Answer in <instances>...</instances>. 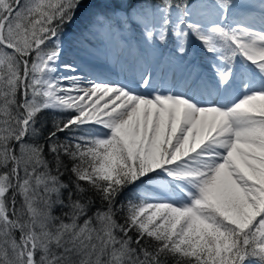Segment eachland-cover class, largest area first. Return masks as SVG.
<instances>
[{"label":"snow or ice","instance_id":"1","mask_svg":"<svg viewBox=\"0 0 264 264\" xmlns=\"http://www.w3.org/2000/svg\"><path fill=\"white\" fill-rule=\"evenodd\" d=\"M81 4L0 0V264H264V0H102L131 84L60 63Z\"/></svg>","mask_w":264,"mask_h":264},{"label":"rangeland","instance_id":"2","mask_svg":"<svg viewBox=\"0 0 264 264\" xmlns=\"http://www.w3.org/2000/svg\"><path fill=\"white\" fill-rule=\"evenodd\" d=\"M81 5L82 6L77 11L75 19L72 21V23L66 25L62 29L61 39L64 46L63 53L71 54V56H75L77 60H83L87 63L93 62L94 57H100L101 59L106 60L114 68V71L109 69L110 71L117 72L118 74L124 71L125 68L131 66L133 68L129 69H132L134 71H131L130 73L132 81L136 79L134 76H136L137 74V65L135 63L134 57L130 55L126 49H121L115 41L103 36L102 34L98 36H89V40L91 41V43H86L83 41L81 34L87 35V32L85 30L88 25L89 19L91 18L92 13L102 6V0H93L91 1V3L87 1L86 3ZM75 22H79L82 25H75ZM133 37V44L141 40L139 36L135 37V34ZM169 47H171L172 49V45L169 44L167 48L162 50L164 59H167L168 55L171 52V49H169ZM195 51L198 52V47L195 49ZM191 59L192 56L190 54L189 57H187L184 61H179L177 59L176 63L171 66L156 64V61H154V64H156L157 66L158 75L161 74L159 72V68L163 66V76L168 79L169 82H171L174 74L175 81L177 83H180L187 76L189 61ZM116 61L118 62V65ZM91 66L92 65H89V67ZM106 68H108V66H106Z\"/></svg>","mask_w":264,"mask_h":264},{"label":"bare ground","instance_id":"3","mask_svg":"<svg viewBox=\"0 0 264 264\" xmlns=\"http://www.w3.org/2000/svg\"><path fill=\"white\" fill-rule=\"evenodd\" d=\"M66 61H70L73 64H75L78 68L83 70V73H89L90 74L89 78H97L100 81H114V82L127 83V84L132 83L130 69L125 68L124 71H122L119 74L117 72H113L114 69L112 67L110 69L113 71H110L108 69L110 66L108 65L107 61L104 59H101L100 57H94L93 62L87 63L83 60H77L76 57L71 56V54L63 53L60 63L62 64ZM89 65H92V66L89 67ZM107 65L109 66L108 68H106ZM60 72L61 74H63L64 70L61 68ZM83 73H78V74H83Z\"/></svg>","mask_w":264,"mask_h":264},{"label":"trees","instance_id":"4","mask_svg":"<svg viewBox=\"0 0 264 264\" xmlns=\"http://www.w3.org/2000/svg\"><path fill=\"white\" fill-rule=\"evenodd\" d=\"M87 1H88L89 3H91V1H93V0H84V1H82V4L86 3ZM81 6H82V5H81ZM70 24H71V23H70ZM74 24H75V25H82V24L79 23V22H75ZM85 26H86V25H85ZM86 34H87V33H86ZM87 35H88V34H87ZM136 36L138 37L139 35L136 33V34H135V37H136ZM169 49H171V47H169ZM81 223H82V221H81Z\"/></svg>","mask_w":264,"mask_h":264}]
</instances>
